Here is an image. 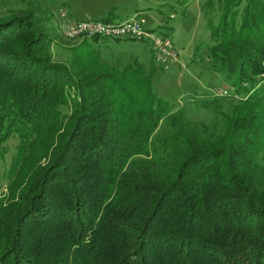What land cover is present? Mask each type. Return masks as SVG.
Returning <instances> with one entry per match:
<instances>
[{
    "label": "trees",
    "instance_id": "1",
    "mask_svg": "<svg viewBox=\"0 0 264 264\" xmlns=\"http://www.w3.org/2000/svg\"><path fill=\"white\" fill-rule=\"evenodd\" d=\"M246 4L204 51L235 92L205 99L200 123L153 68L102 63L84 39L70 69L34 12L0 15V158L19 139L0 264H264V0Z\"/></svg>",
    "mask_w": 264,
    "mask_h": 264
},
{
    "label": "rangeland",
    "instance_id": "2",
    "mask_svg": "<svg viewBox=\"0 0 264 264\" xmlns=\"http://www.w3.org/2000/svg\"><path fill=\"white\" fill-rule=\"evenodd\" d=\"M247 2L248 0H0V15L25 18L30 11L34 12V20L39 21L43 33L51 42L49 52L53 60L70 69L77 59H82L83 63L88 58L83 55L84 51H78L80 55L71 52L72 49L81 48L84 40L78 37L68 38L66 22L98 21L109 15L113 16L112 20L118 21L127 17L143 18L147 30L171 40L178 58L167 71L155 64L151 42L147 39L141 42L112 39L95 43L91 38H84L85 44H89L91 51L100 55L102 63L111 66L117 63L127 67L135 59L145 72L153 68V89L159 97L170 103L176 114L200 123L209 121L213 115L211 111L199 108L200 104L205 99L214 97L216 92H231L233 87L225 76L208 69L209 62L204 51L214 43V31L232 23L237 26L241 23ZM60 11L65 12L68 18L61 19ZM261 74L262 69L257 81L262 79ZM167 126L168 121L163 120L158 132ZM18 143L17 136H12L3 145L5 155L0 158L1 192L7 184V172L16 157Z\"/></svg>",
    "mask_w": 264,
    "mask_h": 264
},
{
    "label": "built area",
    "instance_id": "3",
    "mask_svg": "<svg viewBox=\"0 0 264 264\" xmlns=\"http://www.w3.org/2000/svg\"><path fill=\"white\" fill-rule=\"evenodd\" d=\"M61 19H67L65 12L60 11ZM143 18L129 17L125 20H98V21H69L66 22V36L68 38H91V39H107V40H149L151 42L152 56L155 64L161 69L167 71L171 65L177 61V54L172 47L170 38L149 31L145 28ZM262 79L256 82V85L264 84V58L262 59ZM246 86V84H243ZM232 87L231 92H216L215 96L224 97L235 92Z\"/></svg>",
    "mask_w": 264,
    "mask_h": 264
},
{
    "label": "crops",
    "instance_id": "4",
    "mask_svg": "<svg viewBox=\"0 0 264 264\" xmlns=\"http://www.w3.org/2000/svg\"><path fill=\"white\" fill-rule=\"evenodd\" d=\"M128 18V17H127Z\"/></svg>",
    "mask_w": 264,
    "mask_h": 264
}]
</instances>
